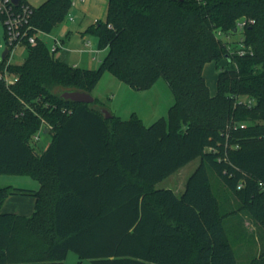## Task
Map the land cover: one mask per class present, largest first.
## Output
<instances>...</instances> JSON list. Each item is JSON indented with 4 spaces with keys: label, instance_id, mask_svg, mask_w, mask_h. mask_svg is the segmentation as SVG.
<instances>
[{
    "label": "trees",
    "instance_id": "trees-1",
    "mask_svg": "<svg viewBox=\"0 0 264 264\" xmlns=\"http://www.w3.org/2000/svg\"><path fill=\"white\" fill-rule=\"evenodd\" d=\"M71 4L34 6L33 25L52 31ZM86 33L108 48L98 68L72 65L40 40L13 65L17 82L0 80V174L40 182L0 186V264H64L70 250L95 264H238L209 168L239 195V210L264 223V0H108ZM240 41L243 55L231 52ZM106 71L138 90L164 78L174 95L167 117L107 118L99 99L55 92L91 93ZM43 120L52 137L39 153L30 139ZM198 157L180 193L156 187ZM13 194L34 196V212L1 211ZM249 264H264V251Z\"/></svg>",
    "mask_w": 264,
    "mask_h": 264
},
{
    "label": "rangeland",
    "instance_id": "rangeland-1",
    "mask_svg": "<svg viewBox=\"0 0 264 264\" xmlns=\"http://www.w3.org/2000/svg\"><path fill=\"white\" fill-rule=\"evenodd\" d=\"M36 1V0H35ZM72 0V4L60 24L41 35L42 40L49 48L52 47L54 37L62 39L63 48L56 53L70 64H78L80 67L96 69L100 62L105 57L107 51L100 50L97 47V37L95 34L82 33L96 20H103L107 14L108 0ZM36 4V2H33ZM73 16L74 20L69 17ZM1 42H4L3 32L1 31ZM222 38L237 41L240 38V32L234 34L233 38L227 35H221ZM91 40L92 46H86L85 42ZM238 43L233 42V48H236ZM236 46V47H235ZM87 48H94L92 51H87ZM89 52V53H88ZM28 55V48L20 46L17 48L14 56V62L22 63ZM221 64L229 67L226 60H222ZM217 74L215 62L211 61L205 65V75L209 90L212 94L217 89ZM159 82H155L150 90H138L131 87L126 81L119 79L110 71H106L98 83L91 91V95L100 101L93 104L96 107H104L109 111L119 115L123 119H129L133 113H136L142 118L145 124H151L156 119L168 115V110L174 102L173 93L164 78H159ZM64 88L57 87L55 92L61 93ZM52 135L42 136L41 142L50 143ZM45 148L39 146V152ZM201 158L198 157L177 171L156 184L157 188L169 187L180 193L186 185V181L190 174L200 164ZM19 175V174H14ZM0 174V183L9 184L16 178L31 179L28 175L20 174ZM12 177V178H10ZM209 177L211 185L221 203V211L226 213V228L231 235V240L234 243L238 264H249V262L259 256L264 251V223L256 221L246 212H241L240 197L237 193L230 191L218 175L209 168ZM17 181V180H16ZM31 181H33L31 179ZM29 184V183H27ZM3 206L1 207V211ZM64 264H95L91 259H81L79 255L70 250Z\"/></svg>",
    "mask_w": 264,
    "mask_h": 264
},
{
    "label": "built area",
    "instance_id": "built-area-1",
    "mask_svg": "<svg viewBox=\"0 0 264 264\" xmlns=\"http://www.w3.org/2000/svg\"><path fill=\"white\" fill-rule=\"evenodd\" d=\"M204 1V0H198ZM34 13V6L27 1L19 0L16 3L14 0H0V80L7 86L15 84L18 80V75L12 69L14 62V56L17 48L29 45H36L42 40L41 35L46 33L42 29L36 27L32 23V16ZM72 19V16L69 17ZM253 22L252 19L246 18L237 22L239 31L243 30L248 24ZM1 31L3 32L4 42H1ZM218 35H222L219 31ZM242 41V39H241ZM238 48L231 50L240 55L246 53L248 48L241 43ZM86 46L91 47L90 40L85 42ZM63 48V41L57 37H54L51 50H59ZM87 51H92L94 48H87ZM97 51V50H96ZM244 124H241L243 127ZM52 125L43 120L40 128L32 135L30 144L34 147L35 151L39 152V145L42 136H48L51 134L50 129ZM242 185H239V188Z\"/></svg>",
    "mask_w": 264,
    "mask_h": 264
},
{
    "label": "crops",
    "instance_id": "crops-1",
    "mask_svg": "<svg viewBox=\"0 0 264 264\" xmlns=\"http://www.w3.org/2000/svg\"><path fill=\"white\" fill-rule=\"evenodd\" d=\"M26 1L29 2L31 5L36 7V6H39L40 4H42L46 0H36V1L35 0H26ZM86 1L87 0H82L81 2H86ZM33 2H36V4H34ZM107 6H108V3H107ZM71 20H74L73 16H72ZM82 36L84 37L85 34L82 33ZM100 50L108 51V48H104V49H99L98 48L97 52L100 51ZM73 65L79 66L78 64H73ZM84 68H86V67H84ZM204 75H205V67H204ZM217 76H218V74H217ZM205 77H206V75H205ZM158 80H157V82H159ZM153 86H154V84H153ZM168 86H169V84H168ZM152 87H150V88H152ZM150 88H148L147 90H150ZM39 146L41 148H45L46 149L47 146H48V143L41 142ZM39 153H41V151ZM8 175H10V174H8ZM14 176H21V175L19 174V175H14ZM29 177L33 181H31V179H22V178H24L23 176H21V177H13V178H16L17 181L15 180L13 182H9V184H1L0 183V186H2V185H13V186L31 187V188H34V189H38L40 187V182L37 179H35V178L31 177V176H29ZM10 178H12V177H10ZM27 183H29V184H27ZM35 205H36V198L34 196L13 194V195H10V196H8L6 198L5 202L2 205L3 206V210L2 211L3 212H12V213H17V214L29 216V215H31L34 212Z\"/></svg>",
    "mask_w": 264,
    "mask_h": 264
},
{
    "label": "water",
    "instance_id": "water-1",
    "mask_svg": "<svg viewBox=\"0 0 264 264\" xmlns=\"http://www.w3.org/2000/svg\"><path fill=\"white\" fill-rule=\"evenodd\" d=\"M16 3L19 0H14ZM60 95L64 99L72 100L75 102H82V103H92L95 100V97L91 95L90 92L79 90V89H64ZM102 111L104 112L105 116L111 117V112L107 108H103Z\"/></svg>",
    "mask_w": 264,
    "mask_h": 264
}]
</instances>
